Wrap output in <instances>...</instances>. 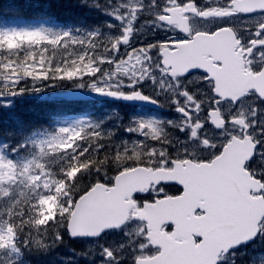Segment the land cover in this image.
<instances>
[{
  "label": "snow or ice",
  "instance_id": "obj_1",
  "mask_svg": "<svg viewBox=\"0 0 264 264\" xmlns=\"http://www.w3.org/2000/svg\"><path fill=\"white\" fill-rule=\"evenodd\" d=\"M58 4H0V264H264V0Z\"/></svg>",
  "mask_w": 264,
  "mask_h": 264
},
{
  "label": "trees",
  "instance_id": "obj_2",
  "mask_svg": "<svg viewBox=\"0 0 264 264\" xmlns=\"http://www.w3.org/2000/svg\"><path fill=\"white\" fill-rule=\"evenodd\" d=\"M5 2H7V0H0V4H5ZM2 9L3 8H0V12L2 11ZM37 105H39V104H37ZM36 105V106H37ZM41 107V108H40ZM40 107H32L31 106V108L29 109L30 111H29V113H30V117H32V118H34V119H44L45 118V107L42 105V104H40ZM50 111V108L48 107V106H46V116L48 115V112ZM96 110H94V112H95ZM91 112H93V110L91 111Z\"/></svg>",
  "mask_w": 264,
  "mask_h": 264
}]
</instances>
